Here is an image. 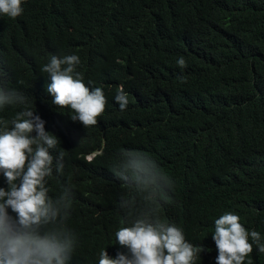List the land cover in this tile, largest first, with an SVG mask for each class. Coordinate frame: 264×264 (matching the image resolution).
<instances>
[{
  "label": "trees",
  "instance_id": "obj_1",
  "mask_svg": "<svg viewBox=\"0 0 264 264\" xmlns=\"http://www.w3.org/2000/svg\"><path fill=\"white\" fill-rule=\"evenodd\" d=\"M22 8L16 19L0 18V79L60 141L45 186L52 199L70 187L64 227L77 243L68 264H98L104 249L127 252L115 232L127 226L120 205L128 188L113 170L125 151L148 157L171 181L157 214L205 249L195 264H215L214 221L226 212L264 243V0H25ZM71 54L86 87L106 97L95 126L72 121L46 90L43 66ZM120 85L123 111L114 100ZM22 110L6 107L0 119ZM256 248L245 264H264Z\"/></svg>",
  "mask_w": 264,
  "mask_h": 264
},
{
  "label": "clouds",
  "instance_id": "obj_2",
  "mask_svg": "<svg viewBox=\"0 0 264 264\" xmlns=\"http://www.w3.org/2000/svg\"><path fill=\"white\" fill-rule=\"evenodd\" d=\"M24 2L0 0V18L16 19L23 12ZM80 62L76 54L53 55L42 71L51 80L46 90L52 104L69 108L74 112L71 120L87 128L97 124L107 100L101 88L90 91L86 87L82 74L76 71ZM177 64L182 69L187 67L183 57ZM114 100L121 111L125 110L128 94L123 85ZM9 106H22L23 110L10 121L0 119V173L7 184V189L0 188V264H68L77 243L64 227L71 207L70 187L52 199L45 186L46 177L52 175L50 150L60 141L45 131V122L34 115L28 98L7 88L0 79V111ZM93 154L84 158L89 160ZM122 157L113 170L128 188L120 205L127 210L128 219L127 226L115 232V238L127 252L101 250L98 264H195L197 255L205 249L187 242L180 228L161 222L157 214L158 199L171 181L141 153L125 151ZM62 170L63 164L58 161L56 171ZM214 227L212 240L218 253L215 264H245L253 244L259 253H264L261 234L254 229L249 232L240 223L239 215L226 212L214 221Z\"/></svg>",
  "mask_w": 264,
  "mask_h": 264
}]
</instances>
